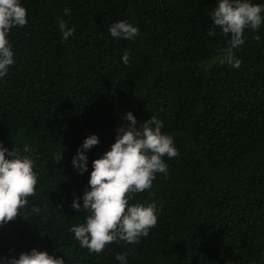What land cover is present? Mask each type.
Instances as JSON below:
<instances>
[{
    "label": "trees",
    "instance_id": "1",
    "mask_svg": "<svg viewBox=\"0 0 264 264\" xmlns=\"http://www.w3.org/2000/svg\"><path fill=\"white\" fill-rule=\"evenodd\" d=\"M21 4L28 23L8 34L15 64L0 80V141L29 147L38 183L20 214L0 226V257L37 248L65 264H119L116 254L126 251L128 264H264V25L245 30L235 50L242 63L233 68L219 62L228 38L219 27L208 35L217 0ZM61 17L74 28L67 41ZM120 20L139 27L134 40L110 35ZM128 111L138 125L161 119L179 155L165 156L167 176L158 173L130 201L158 205L149 235L90 253L69 231L87 215L72 202L88 188L92 161L128 125ZM93 133L100 142L81 175L72 159Z\"/></svg>",
    "mask_w": 264,
    "mask_h": 264
},
{
    "label": "clouds",
    "instance_id": "2",
    "mask_svg": "<svg viewBox=\"0 0 264 264\" xmlns=\"http://www.w3.org/2000/svg\"><path fill=\"white\" fill-rule=\"evenodd\" d=\"M65 15L69 8L63 9ZM213 27L208 35H214L219 27L227 37V45L219 50V62L239 68L242 61L235 55V50L245 44V30L258 32L264 25V4L252 0H217L210 15ZM28 23L27 9L21 0H0V80L15 64V53L8 39L13 27ZM58 28L62 39L67 41L74 35V28L69 27L61 17ZM108 31L113 38L134 40L139 35V27L126 20L113 22ZM257 40L260 37H255ZM131 52L124 50L121 60L129 63ZM129 123L116 130L115 142L102 156L92 161V170L88 188L82 196L73 199L72 207L80 212L86 210L83 223L73 224L69 231L79 241L81 248L90 253H101L113 242L137 244L141 237L149 235L158 222V205L152 202L130 203L135 193L150 190L157 174H168L169 159L179 155L174 138L163 132L164 122L152 115L142 125H138L136 116L128 111L124 117ZM98 134L87 136L77 149L72 159L73 166L82 175L88 172L87 152L99 144ZM23 150L8 147L0 141V226L12 221L36 192L38 183L34 171L35 161ZM59 154L58 161L62 159ZM83 201L81 204L80 201ZM33 211L40 209L33 206ZM130 252L117 253L115 261L128 264ZM0 264H65L62 256L50 255L47 250L32 248L19 257H0Z\"/></svg>",
    "mask_w": 264,
    "mask_h": 264
}]
</instances>
